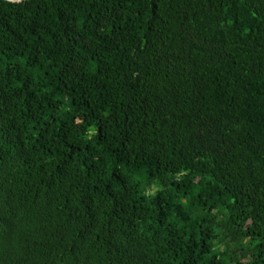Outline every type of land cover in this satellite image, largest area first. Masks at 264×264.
Returning <instances> with one entry per match:
<instances>
[{
    "label": "trees",
    "instance_id": "obj_1",
    "mask_svg": "<svg viewBox=\"0 0 264 264\" xmlns=\"http://www.w3.org/2000/svg\"><path fill=\"white\" fill-rule=\"evenodd\" d=\"M0 264H264V0H0Z\"/></svg>",
    "mask_w": 264,
    "mask_h": 264
}]
</instances>
